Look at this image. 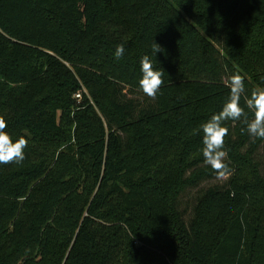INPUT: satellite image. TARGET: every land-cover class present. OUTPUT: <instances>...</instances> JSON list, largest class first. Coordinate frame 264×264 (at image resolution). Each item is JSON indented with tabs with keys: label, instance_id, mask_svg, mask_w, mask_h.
Segmentation results:
<instances>
[{
	"label": "trees",
	"instance_id": "1",
	"mask_svg": "<svg viewBox=\"0 0 264 264\" xmlns=\"http://www.w3.org/2000/svg\"><path fill=\"white\" fill-rule=\"evenodd\" d=\"M144 55L165 73L139 110ZM235 73L264 88V0H0V116L28 140L0 164V264H264V139L243 120L226 187L178 208L218 177L200 125Z\"/></svg>",
	"mask_w": 264,
	"mask_h": 264
},
{
	"label": "clouds",
	"instance_id": "2",
	"mask_svg": "<svg viewBox=\"0 0 264 264\" xmlns=\"http://www.w3.org/2000/svg\"><path fill=\"white\" fill-rule=\"evenodd\" d=\"M163 51L162 46L153 40L152 55L156 57L157 53ZM124 53L125 45L118 44L115 56L121 58ZM140 65L142 77L139 87L146 96L156 99L157 93L164 84L162 77L165 72L162 68H154L153 60L148 55L141 58ZM227 86L230 92L222 110L200 125L203 132L202 155L204 163L209 165L218 177H224L230 172V161L225 162L227 158L225 137L229 131L224 126L226 121L243 120L246 131L253 138V142L255 139H264V88L254 89L250 96L246 95L244 77L239 73L228 78ZM242 99L244 106H241ZM249 113H251V119H249ZM6 128V120L0 116V164H20L25 159L24 149L28 146V140L24 136H20L14 142L9 133L5 131Z\"/></svg>",
	"mask_w": 264,
	"mask_h": 264
},
{
	"label": "rangeland",
	"instance_id": "3",
	"mask_svg": "<svg viewBox=\"0 0 264 264\" xmlns=\"http://www.w3.org/2000/svg\"><path fill=\"white\" fill-rule=\"evenodd\" d=\"M218 46V45H217ZM126 100H134L139 105L138 109L141 110V106L145 107L149 102H153L154 99L146 96L143 92L130 90L127 88L124 92ZM256 160L261 164L262 173L264 175V149L263 147L258 151ZM229 175L224 177H214L206 179L201 182L197 187L188 188L181 196L178 204V208L182 213L186 222H189L194 214V209L198 204L200 195L211 187H226Z\"/></svg>",
	"mask_w": 264,
	"mask_h": 264
}]
</instances>
